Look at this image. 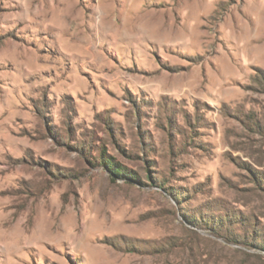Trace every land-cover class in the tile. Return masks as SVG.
<instances>
[{
  "label": "rangeland",
  "instance_id": "1",
  "mask_svg": "<svg viewBox=\"0 0 264 264\" xmlns=\"http://www.w3.org/2000/svg\"><path fill=\"white\" fill-rule=\"evenodd\" d=\"M0 264H264V0H0Z\"/></svg>",
  "mask_w": 264,
  "mask_h": 264
},
{
  "label": "bare ground",
  "instance_id": "2",
  "mask_svg": "<svg viewBox=\"0 0 264 264\" xmlns=\"http://www.w3.org/2000/svg\"><path fill=\"white\" fill-rule=\"evenodd\" d=\"M66 14L64 15V19L65 20H70L71 18H73V20H77L78 18H76L75 19V15L74 14H70L69 12H65ZM102 15V14H101ZM73 20H70V21H73ZM104 24V16L102 15V16H100L99 17V25H102V26H104L103 25ZM123 34V36L126 34V30L122 33ZM73 37H75V38H77V35H75V36H73ZM133 38H135V37H133ZM81 43H82V45H86L87 47H86V49H84L87 53H89V52H91L92 51V46L91 45H88V44H90L86 39H83L82 41H81Z\"/></svg>",
  "mask_w": 264,
  "mask_h": 264
},
{
  "label": "trees",
  "instance_id": "3",
  "mask_svg": "<svg viewBox=\"0 0 264 264\" xmlns=\"http://www.w3.org/2000/svg\"><path fill=\"white\" fill-rule=\"evenodd\" d=\"M117 168V169H116ZM115 169H113V173L112 174H114V175H116V176H123V177H126L127 178V173H125L122 169H120V168H118V167H116Z\"/></svg>",
  "mask_w": 264,
  "mask_h": 264
}]
</instances>
